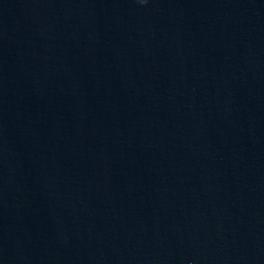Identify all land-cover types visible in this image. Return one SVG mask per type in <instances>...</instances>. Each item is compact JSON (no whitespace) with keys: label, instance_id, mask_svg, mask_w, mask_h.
<instances>
[{"label":"water","instance_id":"95a60500","mask_svg":"<svg viewBox=\"0 0 264 264\" xmlns=\"http://www.w3.org/2000/svg\"><path fill=\"white\" fill-rule=\"evenodd\" d=\"M263 240L264 0H0V264Z\"/></svg>","mask_w":264,"mask_h":264},{"label":"clouds","instance_id":"9594fccd","mask_svg":"<svg viewBox=\"0 0 264 264\" xmlns=\"http://www.w3.org/2000/svg\"><path fill=\"white\" fill-rule=\"evenodd\" d=\"M138 2H139L140 4H146V3H147V0H138Z\"/></svg>","mask_w":264,"mask_h":264}]
</instances>
